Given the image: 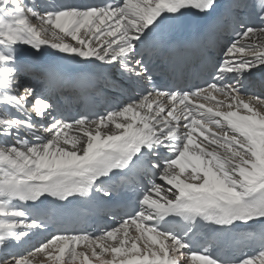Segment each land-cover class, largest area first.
<instances>
[{
  "label": "snow or ice",
  "instance_id": "1",
  "mask_svg": "<svg viewBox=\"0 0 264 264\" xmlns=\"http://www.w3.org/2000/svg\"><path fill=\"white\" fill-rule=\"evenodd\" d=\"M218 7L0 0V264H264V97L245 92L264 71V0H236V11L251 9L260 24L237 16L221 57L212 63L205 53L209 79L155 77L163 26ZM48 49L95 65L79 80L101 76L127 98L66 116L41 91L60 87L62 74L24 79L33 67L21 56ZM91 211L113 223L89 225ZM50 226L39 246L6 251Z\"/></svg>",
  "mask_w": 264,
  "mask_h": 264
},
{
  "label": "bare ground",
  "instance_id": "2",
  "mask_svg": "<svg viewBox=\"0 0 264 264\" xmlns=\"http://www.w3.org/2000/svg\"><path fill=\"white\" fill-rule=\"evenodd\" d=\"M21 52H23V49H21ZM55 52V50H52V49H48V53H46L45 55H43L44 57H51V56H57V55H52L51 53ZM43 56H39V57H32L30 55H22L21 56V60L24 62V61H29V60H39L40 58H42ZM58 57V56H57ZM92 66V69H95V65H91ZM100 80L103 82L104 81V78L102 77H99ZM3 138H0V142H2ZM18 247L16 245H13L11 246L9 249H7L6 251H13L15 250V248ZM31 248V247H30ZM28 248V249H30ZM39 260H40V257H37V260L34 261V264H39Z\"/></svg>",
  "mask_w": 264,
  "mask_h": 264
},
{
  "label": "rangeland",
  "instance_id": "3",
  "mask_svg": "<svg viewBox=\"0 0 264 264\" xmlns=\"http://www.w3.org/2000/svg\"><path fill=\"white\" fill-rule=\"evenodd\" d=\"M11 252H13V251H11Z\"/></svg>",
  "mask_w": 264,
  "mask_h": 264
}]
</instances>
